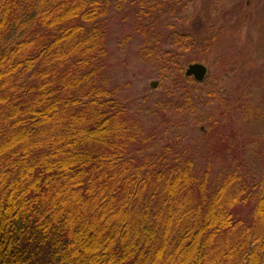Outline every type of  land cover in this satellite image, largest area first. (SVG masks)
Listing matches in <instances>:
<instances>
[{
    "label": "trees",
    "instance_id": "obj_1",
    "mask_svg": "<svg viewBox=\"0 0 264 264\" xmlns=\"http://www.w3.org/2000/svg\"><path fill=\"white\" fill-rule=\"evenodd\" d=\"M110 1L0 0V264H264V182L130 153L101 81Z\"/></svg>",
    "mask_w": 264,
    "mask_h": 264
},
{
    "label": "rangeland",
    "instance_id": "obj_2",
    "mask_svg": "<svg viewBox=\"0 0 264 264\" xmlns=\"http://www.w3.org/2000/svg\"><path fill=\"white\" fill-rule=\"evenodd\" d=\"M105 27L103 87L144 137L130 153L167 148L214 185L235 173L256 194L264 182V0H111ZM187 35L190 47L177 49L172 39ZM195 63L208 69L203 83L181 79ZM252 208L249 201L241 216L250 220Z\"/></svg>",
    "mask_w": 264,
    "mask_h": 264
},
{
    "label": "water",
    "instance_id": "obj_3",
    "mask_svg": "<svg viewBox=\"0 0 264 264\" xmlns=\"http://www.w3.org/2000/svg\"><path fill=\"white\" fill-rule=\"evenodd\" d=\"M208 69L202 64H192L185 72L186 77H194L199 83L203 82L207 77Z\"/></svg>",
    "mask_w": 264,
    "mask_h": 264
}]
</instances>
